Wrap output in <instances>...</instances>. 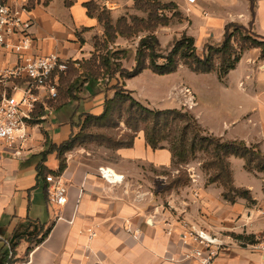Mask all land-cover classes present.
<instances>
[{
  "label": "crops",
  "instance_id": "0c3cea01",
  "mask_svg": "<svg viewBox=\"0 0 264 264\" xmlns=\"http://www.w3.org/2000/svg\"><path fill=\"white\" fill-rule=\"evenodd\" d=\"M177 1L192 21L191 35L197 31L199 38H194L201 45L220 43L228 23L249 25L252 19L249 0ZM254 1L253 29L264 37V0ZM1 2L28 8L24 18L32 22V47L26 54L56 53L69 59V70H73L70 82L83 72L81 63L92 57L96 38L104 33L99 14L106 11L117 19L135 4V0ZM90 2L95 7L92 14L87 6ZM20 59V54L11 47H0V94L15 83L9 71L16 68ZM146 77L152 79L151 83L144 82ZM161 80H170L167 96L177 104L174 108L184 105L176 89L181 85L191 87L197 99L191 112L206 132L225 140H244L249 145H257L264 153V56L260 48L246 50L223 79L217 72L195 73L184 66L165 75L148 68L132 78L117 74L113 78L91 79L75 92L76 98L54 101L52 109L58 110L60 120L53 127L54 136L43 128L47 118L33 127L28 149L22 157L0 144V264H200L195 257L186 258L197 245L193 241L188 244L181 241L182 228L178 223L171 234L167 232L166 221L173 219L170 211L136 197V190L127 188L125 183L112 185L99 175V167H110L124 173L130 181V165L171 166V151L151 148L143 131L130 147L116 150L99 147L98 151L78 147L67 152V167L58 175L68 189L64 205L49 201L51 184L38 173L43 159L41 153L52 143L60 145L68 140L75 131L74 117L64 112L70 104L76 110L81 108L79 117L83 113L100 115L106 98L114 96L117 84L124 85L145 105L151 104L156 100ZM111 152L119 162L109 159ZM99 153L106 155L105 158ZM233 158L230 161L235 186L250 189L258 203L254 208L248 207L244 200L227 205L221 200V191H212L211 186L204 190L203 202L209 206L207 209L219 207L231 213L241 212L240 215L251 214L252 224L241 232L257 235L264 232V216L260 215L264 212L262 174L257 177L247 171L242 159L243 163L238 164L239 179L244 178L243 170L249 175L245 173L246 181L239 183ZM45 165L52 171L59 169L56 152L47 158ZM89 229L96 231L94 238H90ZM222 236L226 246L215 264H262L263 256L252 248L250 240L243 242L230 235Z\"/></svg>",
  "mask_w": 264,
  "mask_h": 264
},
{
  "label": "trees",
  "instance_id": "16d2710c",
  "mask_svg": "<svg viewBox=\"0 0 264 264\" xmlns=\"http://www.w3.org/2000/svg\"><path fill=\"white\" fill-rule=\"evenodd\" d=\"M249 1L252 14L249 27L237 22L228 23L221 45L215 46L207 43L203 55L197 52L194 36L187 33H184L174 43L168 54L160 55L157 52L160 48L158 37L149 34L140 40L135 56L136 63L131 69L113 67L111 56L101 57L102 64L100 62V65L98 64L97 68L94 69L93 67L96 65L91 64L92 58L95 60L94 53L91 59L81 63L83 72L72 82H70V75L73 70L70 68L67 75H61L56 102L62 98H76L75 92L80 90L84 82L99 79L97 69L101 68L105 72H109V78L116 77L117 73H120L123 78H132L148 68L159 75L170 74L176 72L180 62H182L195 73L217 72L221 79L225 78L236 67L246 50L260 48L264 56V37L252 31L256 17L255 1ZM135 4H137V0H135ZM87 6L90 14H92V9L95 7L91 2ZM106 14L109 13L101 12L99 18L109 35L112 25L110 20H105ZM238 36H241L242 39H240L239 46L236 47ZM95 48L97 50L96 42ZM160 59L162 61H159ZM217 60L219 63H216ZM114 89V96L106 98L104 111L100 115L83 113V125L79 126L78 132L73 133L68 140L60 145L50 144L49 148L41 153L43 159L38 165L40 176H44L46 179L49 173L61 174L67 167L66 153L75 148L92 142L115 150L130 147L134 144L137 133L143 131L146 142L151 148L154 150L167 148L171 151L173 166L188 164L200 153L205 154L208 160L204 167L213 171L209 182L220 183L224 187L223 196L226 200L236 203L238 199L243 198L250 203H256L250 189L235 186L230 158H242L246 170L260 172L264 175V153L257 145H249L244 140L238 139L225 140L220 136L206 132L196 116L188 109H152L136 99L124 85L117 84ZM48 104L55 105L53 100H50ZM122 118L126 126L134 133L128 141L115 140L99 131L117 126ZM94 129L96 131H93ZM55 152L60 165L57 171H52L45 165V162L48 155ZM43 238L44 236L38 241ZM250 239L251 236L250 238L246 237V240ZM254 242L256 241L250 240V243Z\"/></svg>",
  "mask_w": 264,
  "mask_h": 264
},
{
  "label": "rangeland",
  "instance_id": "374dc122",
  "mask_svg": "<svg viewBox=\"0 0 264 264\" xmlns=\"http://www.w3.org/2000/svg\"><path fill=\"white\" fill-rule=\"evenodd\" d=\"M188 1L191 2L190 0ZM105 20H110L109 22L112 25V29L108 35L104 26L103 35L96 38L97 40L95 42L97 50L94 52L95 60L91 57V64L96 65L93 67L94 69L97 68L98 64L100 65V62L102 64L100 58L104 56L112 57L111 62L114 64L112 65L113 67L131 69L136 63L135 56L140 40L146 35L154 34L158 37L160 48L157 52L160 55L168 54L174 43L184 33L191 35L190 29L192 27V21L187 13L180 8L177 0H137V4L125 14L116 19L109 13L105 15ZM245 26L249 27V25ZM252 31L255 32L254 29ZM193 36L199 38L197 31ZM240 39H242L241 36H238L236 47L239 46ZM222 42L223 40L220 43L211 42V44L219 46ZM200 43L201 41L199 44L196 43L197 52L198 54L203 55L206 44L202 43L201 45ZM159 61H162V59ZM216 63H219V61L217 60ZM182 66L187 67L180 62L178 68ZM97 70L99 78H109L108 76L110 74L108 71L105 72L103 68ZM117 74L120 75V73ZM143 79H145L144 82L146 84H149L152 81V79L147 77ZM169 81L170 80L159 81L156 100L152 101L153 103L151 104L146 103L149 107L166 109L177 106V104L167 96ZM185 87L189 86L181 85L176 89V92H178L183 99L184 105L182 108L188 109L191 112L193 107L197 105V99L194 95L196 100L195 105L192 108H189L187 104L185 105L187 98H191L189 94H185ZM16 97H19V94H16ZM190 103L193 105L191 101ZM75 111L76 114L74 115ZM78 111L80 113L81 108L76 110L71 104L64 111L66 114H70L72 118L74 117L73 121L76 123L73 125L75 130L74 133L78 132L80 129L79 126L83 125L84 117L83 115L79 117ZM58 116V110L52 109L47 117L48 120L43 124V128L46 131H49L51 136H54L55 133V128H53L54 125L60 121ZM95 129L93 131L97 130ZM99 131L120 141H128L129 138L134 135L131 129L126 126L123 118L119 120L117 126ZM38 132L40 133V130ZM82 147L98 151L99 147L105 146L92 142ZM50 155L51 154H49L48 157ZM108 155L112 162H119L115 153L111 152ZM100 156L105 158L106 155L100 154ZM233 159L235 160L234 169L237 181L239 183L246 181L245 173L249 175L246 170H243L244 178L239 179L240 177L238 174V164L243 163L242 158L234 157ZM207 160V156L200 153L197 158L193 159L188 164L180 165L178 167L173 166V164L168 167H156L148 163L130 165L132 176H130V181L126 180L125 185L127 188L134 191L136 190V197H139L144 201L149 200L148 202H151L152 204L162 206L164 211H170L173 217L177 220H185L189 223L210 230L213 233H220L219 235L221 236L230 235L243 242H246V237L250 238V236V240H255L256 242L261 240L264 237V232L257 235H247L246 232H241L244 231V228L252 224L253 218H251V214L242 213L240 215L241 212L236 211L231 213L230 210H223L219 207L207 209L209 206L203 202L206 198V196L203 197V195L204 190H207L210 186L212 187V191H221V200L226 201L227 205L234 204L224 198L223 193L225 190L220 183L209 182L210 175L213 171L204 167ZM250 173H253V175L255 174L257 177L259 174H262L256 171H251ZM261 178H264L263 174ZM136 179H139V181ZM255 184L258 185L256 182ZM256 193H258V189H256ZM252 196L254 198L253 193ZM240 200H244V203H246L248 207H253L258 203L257 200L256 203H250L243 198L238 199L237 203L240 202ZM260 215L264 216V212Z\"/></svg>",
  "mask_w": 264,
  "mask_h": 264
},
{
  "label": "built area",
  "instance_id": "2783aa9c",
  "mask_svg": "<svg viewBox=\"0 0 264 264\" xmlns=\"http://www.w3.org/2000/svg\"><path fill=\"white\" fill-rule=\"evenodd\" d=\"M26 13V6L0 3V47H11L21 57L16 68L9 71V75L16 80L15 83L0 94V144L12 148L18 157H22L27 151L33 127L40 120L47 119L51 113L52 106L48 103L57 99L59 79L69 70L71 64L69 59L56 53L47 56L26 54L32 47V22L24 18ZM12 37H16L15 40ZM185 90V94L191 96L190 99L187 98L185 105L192 108L196 100L194 93L189 87H185ZM98 172L112 185H122L127 180L124 173H118L110 167H99ZM46 180L51 184L49 201L64 205L67 202L68 189L60 176L49 174ZM172 218L166 221L167 232L171 234L174 225L178 223L182 228L179 234L181 241L184 244L193 241L197 245L186 254V258L195 257L200 264H215L226 246L223 236L185 220ZM89 233L90 238L96 236L93 229H89ZM134 235L137 238L138 231ZM251 246L262 254L264 264V237Z\"/></svg>",
  "mask_w": 264,
  "mask_h": 264
}]
</instances>
